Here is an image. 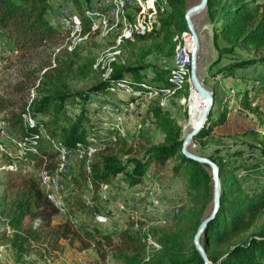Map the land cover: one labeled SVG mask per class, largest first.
I'll list each match as a JSON object with an SVG mask.
<instances>
[{"label": "trees", "instance_id": "16d2710c", "mask_svg": "<svg viewBox=\"0 0 264 264\" xmlns=\"http://www.w3.org/2000/svg\"><path fill=\"white\" fill-rule=\"evenodd\" d=\"M68 3L82 17L85 33L89 32L82 0H0V32L15 53L2 68L8 74L0 79V118L27 150L23 158L13 159L21 167L42 169L39 176L11 177L5 184L0 199V247L11 252L16 264L25 262L33 251L41 260H55L67 246L74 248L76 244L93 250L107 264H205L194 237L213 210L211 167L182 154V125L158 98H149L154 91L175 86L171 82L173 69L120 60L113 65L109 79H102L87 91H74L70 81L94 73L97 59L87 42L69 51L68 32L52 24L58 9ZM187 11V0H158L156 12H150L142 22L148 31L135 35L124 49L161 38L163 43L155 49L163 51L164 44H174L176 35L177 41H184L182 36L190 34ZM205 13L217 52L212 76L234 82L232 93L219 97L214 91L213 109L194 139L195 144L207 147L216 136H225L217 130L235 110L264 114V105L257 103L261 99L259 79L238 76L241 70L264 69V0H209ZM131 14L128 19L134 21ZM189 79L190 73L182 89L190 87ZM126 82L134 89L130 96L112 93L113 87ZM142 99L144 103L139 105ZM134 103L135 117L127 124L126 136L116 129H108L106 137L98 136L97 122L105 106L127 109ZM150 128L163 134L161 144L154 142L147 131ZM95 144V154L76 164L68 184L75 196L66 199L68 213L60 218L64 208L48 196L42 175L60 180V170L66 168L63 173L68 174L73 166L71 157H79ZM221 145L207 156L220 169L221 205L208 223L201 244L210 264H264V223L260 224L264 220V145ZM169 164V186L182 183L184 188L172 193L169 204H163L167 207L162 210L164 214H160L149 209L147 196L135 193L157 185ZM107 187L125 198L129 193L138 211H121L122 225L112 229L80 220L84 215L116 220L110 207L112 199L102 191ZM82 192L88 197H78ZM173 202L181 205L180 211L166 214L172 211L169 206ZM141 206L145 207L139 212ZM56 217L60 220L55 221ZM163 220H168L169 229L156 225Z\"/></svg>", "mask_w": 264, "mask_h": 264}, {"label": "rangeland", "instance_id": "374dc122", "mask_svg": "<svg viewBox=\"0 0 264 264\" xmlns=\"http://www.w3.org/2000/svg\"><path fill=\"white\" fill-rule=\"evenodd\" d=\"M157 1L158 0H96L99 21L96 12L91 7L84 6V16L90 21V30L86 33L83 19L76 12L72 3L65 4L58 9V16L53 19L52 24L55 27L68 32L69 38L66 44L68 50L73 46V43L76 44L77 47L78 45L87 42L86 45L91 52V55L97 59L94 65V73L87 78L72 79L70 81L71 88L74 91H87L102 79H109L113 74V65L119 63L120 60H124L129 64L142 61L143 63L155 64L168 70L176 68L179 65L180 60L184 57L187 61H190L189 53L191 52L192 35L189 33H185L182 36L184 41H177L178 36L176 35L173 39L174 44H164L163 51L155 49V45L163 43L161 38H157L154 41L149 40L139 43L135 49H124V44L127 41L132 40L135 35L140 34L142 31H148L149 27L145 26L142 22L145 21L148 16H151L150 12H156ZM200 2L201 0H187V9L189 10ZM136 5H138L139 8L137 7L135 9L134 6ZM130 12L132 13L131 15L134 18V21L128 19ZM191 19L194 29L199 37V50L197 53V75L199 80L211 92L214 93L215 91L219 97L227 92L232 93L234 89V82L232 80L220 78L214 79L212 76L216 71L213 63L217 58V52L213 46L212 26L209 23L207 14L205 12L197 13L194 14ZM3 35L4 33L0 32V79L8 74L2 68L6 63H9L15 54L11 43L4 39ZM173 46H175V49L172 53ZM150 49H153L154 51L148 54ZM188 73H190L191 76V66H189V70L188 68H182L181 71L173 70V78L171 79V82L174 83L175 86L173 88L169 87L163 90L154 91L149 95V98H158L161 106L168 107L167 110L182 125L184 138L195 129L207 104L206 100L195 91V88L191 83L190 87L182 89L185 85ZM244 74L248 75L250 78L259 79L261 99H259V102L257 103L264 105V69L251 68L248 70H241L239 71L238 76ZM113 88L112 93L121 97L130 96L134 91L133 87L128 82L122 84L121 87L116 86L114 89ZM143 100L144 99L138 101V104H143ZM135 108V103L131 104L127 109H122L121 106H116L114 104L105 106L100 114V120L97 122L100 127L98 136L100 138L106 137L108 129H116L122 136H126L125 129L128 128V122L135 117L133 112V109ZM0 124L2 137L5 140H10V145H5L3 148H0L1 199L5 184L9 178L20 177L24 174L39 176L38 173H40L42 169L36 171L33 165L21 167L17 164L18 167L8 166L9 164L18 162L13 158H23L25 156L23 153L27 150L19 144L20 137L12 135L1 118ZM147 131L150 132L156 144H161L163 142L164 136L160 131L153 128H150ZM217 131L225 136H216L213 142L210 143L212 145L208 144L207 147L193 142L189 145L188 150L198 155L205 154L207 157L216 149H220L222 143L224 144L223 146L226 145L231 148H239L240 146H243L244 143H252L257 146L260 144L264 145V114L259 113V115H254L247 112L245 109L241 111L237 109L229 115L228 122L223 127H219ZM102 145L103 144H101V146ZM96 146L97 144L92 148L90 147V149H92L91 155H89L90 149H87L84 153L81 152L79 157L77 154L72 156L70 160L73 162V166L68 174L63 173V168L60 170L62 174L60 175L58 202L60 201L64 208V212H61L59 215L60 218H65L67 216L68 207L66 199H69L71 194L75 196V194L71 193L68 189V184L70 177L76 169V164L78 161L86 159V157L91 158L96 152ZM99 149L102 150L103 147H100ZM10 158L13 159L12 162L10 161ZM153 175V172H150L149 176L152 177ZM170 175L171 164H169L159 176V183H157L158 186L153 185L145 190H138L135 195L138 197L147 196L150 203L149 209L152 210L153 208L155 212L164 214V211L162 210L167 207H163V204H169L172 193L174 194L177 191L181 192L184 188L182 183H177L171 188L169 186L171 183ZM102 191L104 192L105 197H111L112 199L110 207L113 210V213L116 214V220L109 222V219L104 215H96L95 219H93L92 216L84 215L80 216V220H87L93 225L96 223L101 225L102 228L112 229L113 225H122L121 223L124 219L119 218L122 216L120 214L121 211L126 209H128V211H138L139 206L134 200H132L129 193H127V197L125 198L122 194L117 195L116 193L110 192L109 187L102 188ZM82 196L88 197L87 193L83 192L78 195V197ZM128 203L129 205L127 206ZM180 206L179 203L173 202V205L169 206V210L172 211H168L166 214H177L180 211ZM212 206L213 203L211 207ZM144 207L145 206H141L139 212L142 211ZM61 215H63V217ZM59 217H56L55 221L60 220ZM71 219L75 220L76 217H71ZM101 222H106V224H101ZM261 223H264L263 219L260 221V224ZM156 225L165 229L170 228L168 220L158 222ZM1 227L2 220L0 219V228ZM0 258L3 264H16L13 255L7 248L4 249L3 247H0ZM91 259L94 260V264H107L100 260L98 256L96 257L93 250L81 249L79 244H76L74 248L67 246L58 259L53 260V258H50L48 259V262L41 260L38 253L33 251L28 259L21 264H84L85 261Z\"/></svg>", "mask_w": 264, "mask_h": 264}, {"label": "water", "instance_id": "95a60500", "mask_svg": "<svg viewBox=\"0 0 264 264\" xmlns=\"http://www.w3.org/2000/svg\"><path fill=\"white\" fill-rule=\"evenodd\" d=\"M209 0H201V2L194 7L190 8L186 13V21L188 25V29L190 34L192 35V41H193V48L192 51L189 53L190 57V66H191V76L189 79V82L191 85L194 86V88L203 96V98L207 101V104L200 116L199 122L195 129L188 134V136L184 139L183 146H182V154L195 162L205 164L211 167L212 175L214 177V201H213V210L211 213V216L208 217L200 226L197 234L194 237V245L196 249L201 254L202 258L205 261V264H210V261L207 257V254L201 244V237L204 234L208 223L215 218L216 214L219 211L220 205H221V187H220V169L216 163L211 161L207 157L200 156L198 154L192 153L188 150V146L194 142L195 137L199 134V132L204 128L206 125L210 112L213 109L214 106V93L211 92L207 87H205L202 82L199 80L197 75V53L199 50V37L196 33L193 22H192V16L197 13L205 12L207 9Z\"/></svg>", "mask_w": 264, "mask_h": 264}, {"label": "bare ground", "instance_id": "6f19581e", "mask_svg": "<svg viewBox=\"0 0 264 264\" xmlns=\"http://www.w3.org/2000/svg\"><path fill=\"white\" fill-rule=\"evenodd\" d=\"M75 47H76V44L73 43V46L69 49V51H73ZM192 48H193V41L191 39V51H192ZM195 91L199 95H201L196 89ZM26 119L28 121L27 117ZM33 152L35 153V150H33ZM63 169H64L63 171L66 172V168H63ZM42 180L44 182V185L46 186L48 196L54 201L56 205H58L59 207H63L62 203H60V201L58 202V191H59V182H60L59 178L44 174L42 175Z\"/></svg>", "mask_w": 264, "mask_h": 264}, {"label": "built area", "instance_id": "2783aa9c", "mask_svg": "<svg viewBox=\"0 0 264 264\" xmlns=\"http://www.w3.org/2000/svg\"><path fill=\"white\" fill-rule=\"evenodd\" d=\"M82 1H83V5L85 7H91L96 12V15L98 16V21H99V15L97 12V7H96V0H82ZM122 8H123V4H122ZM184 55H185V53H184ZM189 66H190V61H187V59H185V57H184L182 60H180L179 65L176 68H174L173 70L181 71L182 68H188ZM0 138H1V147L0 148H3L5 145H10V140H5L2 137L1 131H0ZM17 164H18V162L14 163V164H9L8 166L18 167ZM135 196H137V195H135ZM170 217H172V216H170ZM101 224H106V222H101ZM84 264H94V260L91 259V260L85 261Z\"/></svg>", "mask_w": 264, "mask_h": 264}, {"label": "crops", "instance_id": "0c3cea01", "mask_svg": "<svg viewBox=\"0 0 264 264\" xmlns=\"http://www.w3.org/2000/svg\"><path fill=\"white\" fill-rule=\"evenodd\" d=\"M68 210V209H67ZM68 213V212H67ZM61 216H63V215H61Z\"/></svg>", "mask_w": 264, "mask_h": 264}]
</instances>
